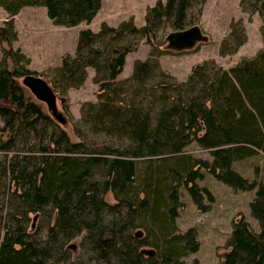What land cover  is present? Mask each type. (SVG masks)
<instances>
[{
  "label": "trees",
  "instance_id": "obj_1",
  "mask_svg": "<svg viewBox=\"0 0 264 264\" xmlns=\"http://www.w3.org/2000/svg\"><path fill=\"white\" fill-rule=\"evenodd\" d=\"M206 1L157 0L140 25L131 16L80 30L75 53L45 73L73 137L64 113L47 108L25 82L35 71L12 46L15 15L45 6L55 24L74 26L92 22L102 0H0L8 13L0 42L9 45L0 58V264H188L201 240L178 218L185 191L202 211L215 202L200 184L205 174L255 193L257 224L244 215L233 221L224 264H264V174L250 177L235 166L264 153V46L230 66L205 58L185 79L160 60L168 34L197 24ZM239 1L262 18L264 42V0ZM247 40L243 19H232L220 55L235 54ZM143 41L147 57L120 78ZM91 67L97 99L84 101L76 118L69 90L84 85ZM193 143L209 156L189 150Z\"/></svg>",
  "mask_w": 264,
  "mask_h": 264
},
{
  "label": "rangeland",
  "instance_id": "obj_2",
  "mask_svg": "<svg viewBox=\"0 0 264 264\" xmlns=\"http://www.w3.org/2000/svg\"><path fill=\"white\" fill-rule=\"evenodd\" d=\"M157 0H102V6L92 22L82 21L74 26L55 24L47 13L45 6H26L15 15L18 29V39L12 42L13 48H21L29 57L28 67L35 71L32 75L47 79L46 72L60 65L66 53H75L79 32L82 28L91 27L98 30L103 21L117 25L122 20L133 16L140 25L144 22L146 8ZM8 13L0 7V25L4 24ZM242 18L247 32L248 40L233 55L222 56L219 53L220 42L228 33L232 19ZM203 29L207 38L197 40L193 45L183 48H173L169 42L162 46L167 50L161 55L162 66L174 73L179 79L187 78L194 64L205 58L214 57L222 65L230 66L237 63L244 56H251L264 46L260 27L262 18L258 13L249 15L243 11L239 0H207L204 4L201 19L197 22ZM3 46L0 42V58L3 55ZM149 44L142 42L140 47L127 56V61L119 77L123 78L132 73L133 62L136 58H146ZM95 70L89 69V76L84 85L69 90V106L71 113L78 118L81 105L86 100L97 99L98 84L94 82ZM23 81V78L21 79ZM44 105L49 108L47 102ZM57 108L64 113L67 120L62 125L75 137L73 126L68 114L64 111L63 100L57 95ZM2 120L0 119V126ZM195 154L209 156L207 151L199 148L195 143L188 147ZM4 153L0 151V160ZM259 164L256 171L255 165ZM235 166L245 175L253 177L255 172L264 174V153L256 157L236 162ZM200 184L207 185L215 194V202L208 211H202L193 202L185 191L184 206L181 209L178 222L182 230L196 227L201 240L197 252L187 258L188 264H224V253L227 251L226 243L232 230L233 221L244 215L253 225L257 221L251 216L250 201L254 191L235 190L225 182L215 178L212 174H205ZM113 201L110 193L107 197ZM1 209V207H0ZM35 224V219H34ZM76 245L80 236L73 240ZM74 255L79 249L73 248ZM196 262V263H195Z\"/></svg>",
  "mask_w": 264,
  "mask_h": 264
},
{
  "label": "water",
  "instance_id": "obj_3",
  "mask_svg": "<svg viewBox=\"0 0 264 264\" xmlns=\"http://www.w3.org/2000/svg\"><path fill=\"white\" fill-rule=\"evenodd\" d=\"M207 35L199 24L191 25L185 29L171 31L168 34V41L173 48H183L193 45L197 40H204ZM25 82L31 87L38 98L47 102L49 107L57 109V96L46 79L29 75L25 77ZM76 243H72L71 247L76 248ZM153 254L154 249H147Z\"/></svg>",
  "mask_w": 264,
  "mask_h": 264
}]
</instances>
